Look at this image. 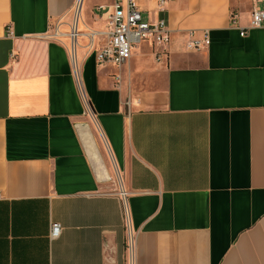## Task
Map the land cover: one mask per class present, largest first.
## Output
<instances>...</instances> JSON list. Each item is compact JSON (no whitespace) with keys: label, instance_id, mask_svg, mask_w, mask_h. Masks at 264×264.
Listing matches in <instances>:
<instances>
[{"label":"crops","instance_id":"0c3cea01","mask_svg":"<svg viewBox=\"0 0 264 264\" xmlns=\"http://www.w3.org/2000/svg\"><path fill=\"white\" fill-rule=\"evenodd\" d=\"M77 1L0 0V264H264V0H140L170 42L120 67L79 42L112 0Z\"/></svg>","mask_w":264,"mask_h":264},{"label":"built area","instance_id":"2783aa9c","mask_svg":"<svg viewBox=\"0 0 264 264\" xmlns=\"http://www.w3.org/2000/svg\"><path fill=\"white\" fill-rule=\"evenodd\" d=\"M140 0H112L108 5L99 4L95 11L98 18L104 21V28L100 30H92L87 38V44L84 46L85 55L94 54L95 60L99 64H113L120 67L131 57L132 48L142 41L151 42L155 50V55L159 57L163 50L170 42L171 30L168 28L164 19L156 21L143 20L141 10L138 5ZM159 9H163V4L168 0H154ZM80 0L77 1L75 13L79 8ZM235 18H233L234 21ZM249 28L264 27V8L255 7L251 10ZM73 30V27L70 30ZM9 36L12 35L10 29L7 30ZM242 35L244 31L240 32ZM55 32L53 36H56ZM210 43V39L206 32L201 37H196L193 31L188 33L185 42L187 50H201L206 48ZM74 67V65H73ZM79 90L81 84L79 82V72L74 67ZM61 231L59 222H52L49 235L51 238H57ZM129 252H132V236H129Z\"/></svg>","mask_w":264,"mask_h":264},{"label":"bare ground","instance_id":"6f19581e","mask_svg":"<svg viewBox=\"0 0 264 264\" xmlns=\"http://www.w3.org/2000/svg\"><path fill=\"white\" fill-rule=\"evenodd\" d=\"M78 34H79L78 30L74 26L72 33H70L69 36L74 41L77 38ZM89 35H91V33L87 34L88 37H89ZM73 65H74L76 72H77L78 69L76 68V62L75 61L73 62ZM81 133L83 136V140L85 141L88 149L90 150V153H92V156L94 157V160L96 162L95 167H96V170H97L100 178H109L110 177L109 172H108L107 167L105 166V163L102 159V155L99 153L100 151H98L99 148L97 146L95 137L93 135L90 136V133L87 132L86 130L85 131L81 130Z\"/></svg>","mask_w":264,"mask_h":264},{"label":"water","instance_id":"95a60500","mask_svg":"<svg viewBox=\"0 0 264 264\" xmlns=\"http://www.w3.org/2000/svg\"><path fill=\"white\" fill-rule=\"evenodd\" d=\"M77 129H78V131H79V133H80V136H81V139H82V142H83V144H84V147H85V149H86V151H87V153H88V155H89V157H90V159H91V161H92V163H93V165H94V167L96 166V162H95V160H94V157L92 156V153H90V150L88 149V147H87V144L85 143V141L83 140V136H82V133H81V130H86L87 132H89L90 133V136H92L93 135V133H92V131H91V129H90V126H89V124L87 123V122H83V123H78L77 124ZM96 146V145H95ZM97 147V146H96ZM99 151V150H98ZM100 153V152H99ZM95 169H96V167H95ZM97 171V170H96ZM109 178H101V180L103 181V182H105V181H107Z\"/></svg>","mask_w":264,"mask_h":264},{"label":"rangeland","instance_id":"374dc122","mask_svg":"<svg viewBox=\"0 0 264 264\" xmlns=\"http://www.w3.org/2000/svg\"><path fill=\"white\" fill-rule=\"evenodd\" d=\"M88 32V31H87ZM79 42L80 44L84 46L87 44V38L85 36L79 38ZM137 45H135L134 47H136ZM110 182V179H108L107 181H105L104 183L106 184V186H104L105 190H109L110 188H118L119 187V182H114V184H112L111 186L108 184ZM129 243V236H127V248H129L128 246Z\"/></svg>","mask_w":264,"mask_h":264}]
</instances>
